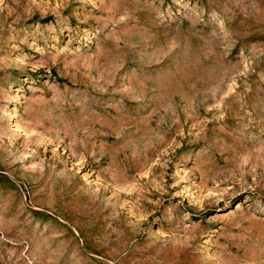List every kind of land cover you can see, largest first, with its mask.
<instances>
[{"label": "rangeland", "instance_id": "1", "mask_svg": "<svg viewBox=\"0 0 264 264\" xmlns=\"http://www.w3.org/2000/svg\"><path fill=\"white\" fill-rule=\"evenodd\" d=\"M0 264H264V0H0Z\"/></svg>", "mask_w": 264, "mask_h": 264}]
</instances>
